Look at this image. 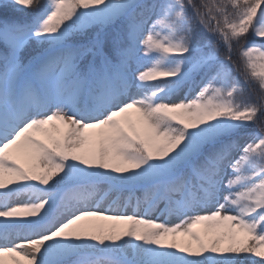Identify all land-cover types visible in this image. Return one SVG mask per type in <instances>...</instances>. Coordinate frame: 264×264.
<instances>
[{
    "label": "snow or ice",
    "instance_id": "1",
    "mask_svg": "<svg viewBox=\"0 0 264 264\" xmlns=\"http://www.w3.org/2000/svg\"><path fill=\"white\" fill-rule=\"evenodd\" d=\"M0 264H264V0H0Z\"/></svg>",
    "mask_w": 264,
    "mask_h": 264
}]
</instances>
